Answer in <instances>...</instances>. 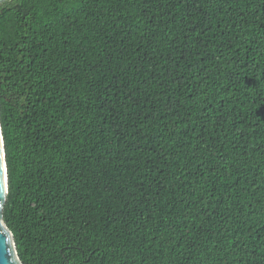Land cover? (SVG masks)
Masks as SVG:
<instances>
[{
  "label": "trees",
  "instance_id": "trees-1",
  "mask_svg": "<svg viewBox=\"0 0 264 264\" xmlns=\"http://www.w3.org/2000/svg\"><path fill=\"white\" fill-rule=\"evenodd\" d=\"M0 122L23 264H264V0L1 2Z\"/></svg>",
  "mask_w": 264,
  "mask_h": 264
},
{
  "label": "water",
  "instance_id": "water-1",
  "mask_svg": "<svg viewBox=\"0 0 264 264\" xmlns=\"http://www.w3.org/2000/svg\"><path fill=\"white\" fill-rule=\"evenodd\" d=\"M8 0H0L1 2ZM8 194V169L5 144L0 122V264H23L16 248L13 232L4 221V207Z\"/></svg>",
  "mask_w": 264,
  "mask_h": 264
}]
</instances>
